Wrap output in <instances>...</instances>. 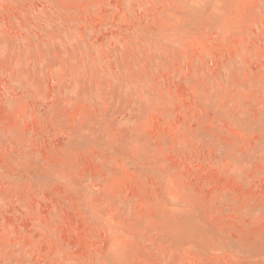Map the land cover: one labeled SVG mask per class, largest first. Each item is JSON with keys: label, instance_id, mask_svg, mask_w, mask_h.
I'll return each instance as SVG.
<instances>
[{"label": "rangeland", "instance_id": "rangeland-1", "mask_svg": "<svg viewBox=\"0 0 264 264\" xmlns=\"http://www.w3.org/2000/svg\"><path fill=\"white\" fill-rule=\"evenodd\" d=\"M0 264H264V0H0Z\"/></svg>", "mask_w": 264, "mask_h": 264}]
</instances>
